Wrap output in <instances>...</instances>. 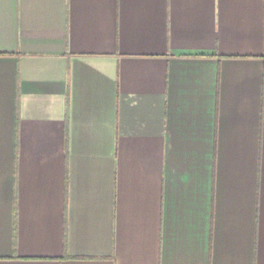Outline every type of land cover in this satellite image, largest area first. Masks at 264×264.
<instances>
[{"label":"crops","instance_id":"1","mask_svg":"<svg viewBox=\"0 0 264 264\" xmlns=\"http://www.w3.org/2000/svg\"><path fill=\"white\" fill-rule=\"evenodd\" d=\"M0 264H264V0H0Z\"/></svg>","mask_w":264,"mask_h":264}]
</instances>
